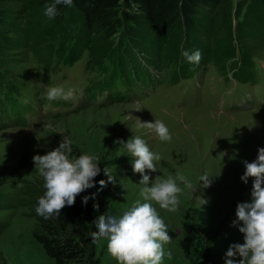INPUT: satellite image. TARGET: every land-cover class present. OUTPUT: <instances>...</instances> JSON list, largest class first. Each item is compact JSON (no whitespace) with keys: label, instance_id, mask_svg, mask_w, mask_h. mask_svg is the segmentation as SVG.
I'll list each match as a JSON object with an SVG mask.
<instances>
[{"label":"rangeland","instance_id":"obj_1","mask_svg":"<svg viewBox=\"0 0 264 264\" xmlns=\"http://www.w3.org/2000/svg\"><path fill=\"white\" fill-rule=\"evenodd\" d=\"M254 35L245 37L242 44L235 43L236 60L241 58L239 45L248 55V65H256L255 70L264 73V42ZM146 44L150 52L133 44L108 54L93 67L87 66L84 54L81 62L48 75L25 47L3 53L2 72L32 99L34 107L28 98L0 105L4 107L0 110V264H53L31 235L33 220L28 209L20 205L19 187L21 180L40 177L32 157L58 147L64 136L73 141L74 156L127 158V162L107 169L112 181L97 190L93 199V205L99 206L94 208L96 217L120 215L135 201L144 202L142 186L138 185L140 175L132 172L134 157L122 145L132 136L145 139L161 158L155 162L157 172L146 170L150 182L157 176L184 175L195 187L201 174L209 175V186L204 187L201 181L193 192L185 189L179 194L175 212L161 210L153 203L172 237L164 245L171 256L166 255L162 264H224L229 245L243 243L238 226L231 224L236 219V205L251 202L253 178L249 177L247 184L240 180L243 161L256 160L258 149L264 148V111L259 108L263 85L255 88L246 108L221 112L227 92L234 94L240 88L231 87L227 80L234 67L229 63L213 65L212 55L203 57L204 51H200L202 61L194 65L187 62L179 47L162 55L161 48L153 46L149 38ZM248 68L236 74L239 81ZM51 87L73 89L71 99L75 101L83 95L79 109L72 112L60 106L61 102L53 105L56 100L46 98ZM100 93L103 98L97 101ZM93 94L92 102L85 98ZM137 106L151 116L142 117V123L162 121L172 139L160 141L129 118L142 116L141 110H135ZM106 245V241L98 242L99 264H118ZM208 246L210 261L192 256L195 247L204 251Z\"/></svg>","mask_w":264,"mask_h":264},{"label":"trees","instance_id":"obj_2","mask_svg":"<svg viewBox=\"0 0 264 264\" xmlns=\"http://www.w3.org/2000/svg\"><path fill=\"white\" fill-rule=\"evenodd\" d=\"M52 2L0 0V105L5 106L11 93L21 92L2 72L3 53L11 50L25 47L48 75L73 65L83 54L93 67L133 44L150 52L149 38L162 55L176 47L182 52L204 51L203 57L212 55L213 65L229 63L241 72L254 65H248V55L239 45L241 58L236 60L235 43L254 34L264 42V0H73L72 7L58 5L59 14L49 19L44 9ZM99 158L95 186L78 195L73 206H65L59 217L45 220L36 214L38 198L45 191L42 177L21 180L20 205L33 220L31 235L53 264H99L98 243L93 244L90 236L97 218L93 194L101 188L100 180L108 181L104 169L127 162L123 157ZM84 196L89 197L87 204L82 203ZM206 248L195 247L191 254L210 261V246Z\"/></svg>","mask_w":264,"mask_h":264},{"label":"clouds","instance_id":"obj_3","mask_svg":"<svg viewBox=\"0 0 264 264\" xmlns=\"http://www.w3.org/2000/svg\"><path fill=\"white\" fill-rule=\"evenodd\" d=\"M58 5L72 7L73 0H53L45 6L44 15L49 19L55 18L59 14ZM181 54L191 64H198L202 58L199 50L191 53L184 50ZM73 95L74 90L71 88L65 91L63 87H51L46 98L49 101H68ZM135 110L139 111L140 108ZM128 117L138 121L140 128L149 130L160 141L172 139L169 129L162 121L142 123L138 118L131 115ZM122 145L134 157L132 172L140 175L138 185L142 186L140 196L144 202L135 201L120 215L104 213L98 216L93 221L96 230L90 233L91 242L97 244L106 241L108 254L118 264H162L166 255L171 256L170 252H165L164 245L170 243L172 237L153 203L161 210L175 212L179 205V194L185 189L193 192L201 181L204 187L209 186V175L201 174L195 187L184 175H169L165 179L157 176L150 182L146 170L157 172L155 162L161 159L159 154L153 153L146 140L140 136H132ZM72 152L73 141L64 136L58 147L44 155L32 157L34 168L42 177L45 189L38 198L35 211L45 220L59 217L65 206H73L78 195L95 186L94 178L101 171L98 155L80 154L77 157ZM243 163L245 170L240 180L247 184L248 178H253L251 202L236 205V219L231 226H238V231L243 234V243L229 245L224 254V264H264V148L258 149L256 160ZM104 173L111 182L112 177L106 169ZM99 185L101 188L105 187L106 181L100 180ZM88 199V196H84L82 203L87 204ZM93 207L98 209L99 206L94 204Z\"/></svg>","mask_w":264,"mask_h":264},{"label":"bare ground","instance_id":"obj_4","mask_svg":"<svg viewBox=\"0 0 264 264\" xmlns=\"http://www.w3.org/2000/svg\"><path fill=\"white\" fill-rule=\"evenodd\" d=\"M138 108H140L139 106H137ZM140 110H141V115L142 116H139V117H137V116H135V118H138L139 119V121L141 122V121H143L144 120V118H142V117H148L149 119H151V116H150V114L149 113H146V112H144L141 108H140ZM72 112H74V111H72ZM140 118H141V120H140ZM153 120V119H152ZM145 121V120H144ZM138 122V121H137Z\"/></svg>","mask_w":264,"mask_h":264}]
</instances>
